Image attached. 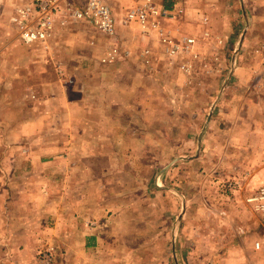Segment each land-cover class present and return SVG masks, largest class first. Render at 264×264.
Segmentation results:
<instances>
[{
    "label": "rangeland",
    "instance_id": "374dc122",
    "mask_svg": "<svg viewBox=\"0 0 264 264\" xmlns=\"http://www.w3.org/2000/svg\"><path fill=\"white\" fill-rule=\"evenodd\" d=\"M169 1L176 16L167 28L195 39L192 57L169 59L150 42L151 66L98 65L87 42L104 40L89 38L84 22L48 47L10 41L0 71V264H45L47 252L50 264H264V214L246 201L264 182V0ZM118 39L134 58L146 45ZM60 63L62 76L78 80L67 92L85 96L86 117L57 118L53 86L30 94L59 77ZM89 75L105 80L86 85ZM28 109L52 115L30 130L23 124L39 118ZM46 137L92 147L70 150L79 161L69 177L41 181L33 167L9 179L8 158L26 156L8 144ZM70 206L101 223L80 214L74 226L69 214L62 228ZM102 223L100 244L74 243Z\"/></svg>",
    "mask_w": 264,
    "mask_h": 264
},
{
    "label": "built area",
    "instance_id": "2783aa9c",
    "mask_svg": "<svg viewBox=\"0 0 264 264\" xmlns=\"http://www.w3.org/2000/svg\"><path fill=\"white\" fill-rule=\"evenodd\" d=\"M175 16L171 8L157 0H130L129 3H120V0H0V20L3 19L4 26L12 32V39L24 44L41 43L48 47L47 43L57 26L84 22L109 40L99 57L103 64L130 56L131 51L119 43L118 27L132 24L137 26L140 39L146 41L138 53L143 66L153 64V43L159 44L162 54L169 59L195 55V39L192 36L175 35L167 28V22ZM3 47L0 45V65ZM180 67L188 70L190 64L182 63ZM31 96L35 97L34 90ZM246 201L253 211L264 214V182ZM258 246L259 243H256ZM43 261L50 264V252L43 254Z\"/></svg>",
    "mask_w": 264,
    "mask_h": 264
},
{
    "label": "crops",
    "instance_id": "0c3cea01",
    "mask_svg": "<svg viewBox=\"0 0 264 264\" xmlns=\"http://www.w3.org/2000/svg\"><path fill=\"white\" fill-rule=\"evenodd\" d=\"M123 0H120V3H122ZM130 1V0H129ZM129 1H127V3H129ZM3 21V20H2ZM0 20V22H2ZM4 22V21H3ZM80 23V22H79ZM79 23H74V24H70L66 27H59L57 26L55 29V32L52 36V38L49 39L48 42H50V40L54 41L56 39V37H60V39L66 38L71 36L73 33V31L69 30L70 27L79 24ZM87 25V24H85ZM135 24H132L130 26H126V27H118V35H127V36H132L133 39L135 38L136 40V44H140L141 39L137 32L134 33V31H132V27H134ZM89 26V25H88ZM136 26V25H135ZM137 27V26H136ZM87 30V32H86ZM86 30H83V32L85 34L88 35V37L90 38H94V36H96V39H103L104 41L95 43V39L93 40H89V42H87V45H89L90 47H92L91 49H93L94 47H96V49L99 52V56L102 55L103 51L105 50V48L107 47V41L109 42V40L107 38L102 37L100 34L97 33V31L92 28L91 26H89V28H87ZM6 31V32H5ZM1 30L0 29V45L5 46V48L3 49V53L6 52L7 49H10V47L12 48V45H10V41L12 40V32H9L8 30ZM137 33V35H136ZM77 35V34H76ZM10 38V40H9ZM130 38V37H129ZM128 38V39H129ZM16 41V40H15ZM12 42V41H11ZM94 42V43H91ZM121 43H123V41H121ZM131 43L132 40H126L125 44H129V46L131 47ZM48 44V43H47ZM49 46V45H48ZM128 46V47H129ZM129 49V48H128ZM130 50V49H129ZM132 52L131 55L127 57H125L122 60H131L134 59V63L136 64V66H139L138 63V56H136L135 58L132 57ZM98 61V65H107V66H115V64L117 62H119V60L113 62V63H109V64H103L99 61V58H97ZM63 63V62H62ZM62 63L58 64V70H60V74L59 77H57L54 81L51 82H44L41 81L39 84H34L35 85V89H34V94H35V98H37V96L42 95V91L44 89H47V85L49 86H53L50 90L52 96L50 97L49 100L55 99L57 101V104L59 105V109L57 110V113H55V116H57V118H62L64 120V118L66 117H72L74 118H78V117H86L88 115L87 109L85 108L84 110H82V108L79 110V106L82 107V104L84 105V107L87 106V100L85 99V96H80L78 99L74 98V97H69L68 96V89L70 88L72 92H75L77 89L76 85L78 83V80L75 78H67L65 76H62L64 73L62 71ZM5 66V62L4 60H2V64L0 65V71L2 70V68ZM83 79V82L86 85H91V84H97V83H103V81L105 80V78H103L102 76H97L96 78H93L92 76H86V77H81ZM11 79V80H10ZM15 78L13 77H9V80H7L8 83H11L12 81H14ZM108 82V81H106ZM31 83V82H30ZM43 85L45 87H43ZM69 89V92H70ZM29 90V89H28ZM30 93V91H29ZM31 94V93H30ZM41 98H43L41 96ZM44 99V98H43ZM28 113L29 116H32L33 118H39L38 121L33 119V124H31L30 122L28 123H24L23 126L27 129H32L31 127L35 128L37 127V123H42L44 122L43 119L45 120V118H48L49 115H52L51 113H43V111H33L32 109H28ZM30 124V126H29ZM33 125V126H32ZM18 126H21V123L18 124ZM17 125L12 126L13 128H17ZM11 127V128H12ZM25 133V132H24ZM53 139L52 137H46L45 140H43L44 138L40 139V140H34L32 143L29 144V142L25 141L23 143V145H16V143H13L12 145L8 144V148L9 151L8 153H16L14 150L20 149L24 152L26 157H18V156H12L9 157L8 160V164L11 163V165H14V170H11L8 172L7 176L9 177V179H23L26 178L31 170L33 169V167L35 168H39V171H37L36 173H31L32 175H36L39 180L41 181H49V180H59V179H63L64 176H70V173L64 174V173H68L70 170V166L71 165H75L78 164L79 158H73L72 153L70 152L71 149L73 148H79V147H83V148H90L92 147L91 145H89V143L87 142H79L76 140L70 141L64 138H60L57 137V140L54 141H50L49 139ZM21 142V141H20ZM31 156H35L34 158ZM17 167H19L17 169ZM67 167V168H66ZM69 167V168H68ZM88 175H89V168L86 169ZM67 177V178H68ZM66 178V179H67ZM90 179V177H89ZM91 213H94L90 210H78L73 206L67 207L65 208V214H63V216L60 219V223H61V227L65 228L66 225L70 224V219L72 218V224H74V226L77 224H79V222L76 220L77 217L80 216V214L85 215L88 214V216L86 217V221L87 223H91L92 225H94V223H101L99 221L96 222H90L93 221V217H95L94 215H91ZM71 214L72 217L69 219L68 215ZM76 214V215H75ZM69 219V220H68ZM84 225V224H83ZM85 225L87 226V224L85 223ZM83 226L84 228L86 226ZM103 223L101 225H97L96 226H91L87 228V231L85 234H87L88 236H84L82 238H78L76 240V242H74L76 245L79 246H93L96 244H100L102 242V238L105 235V231L103 229ZM96 264H98V262H96Z\"/></svg>",
    "mask_w": 264,
    "mask_h": 264
},
{
    "label": "trees",
    "instance_id": "16d2710c",
    "mask_svg": "<svg viewBox=\"0 0 264 264\" xmlns=\"http://www.w3.org/2000/svg\"><path fill=\"white\" fill-rule=\"evenodd\" d=\"M164 5H165L167 8H170V7L172 6V1L166 0V2L164 3Z\"/></svg>",
    "mask_w": 264,
    "mask_h": 264
}]
</instances>
